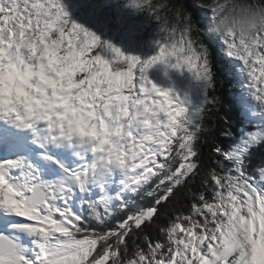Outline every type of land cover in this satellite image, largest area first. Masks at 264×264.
I'll return each instance as SVG.
<instances>
[{
    "label": "snow or ice",
    "instance_id": "snow-or-ice-1",
    "mask_svg": "<svg viewBox=\"0 0 264 264\" xmlns=\"http://www.w3.org/2000/svg\"><path fill=\"white\" fill-rule=\"evenodd\" d=\"M198 3L130 0L159 25L142 55L66 0H0V264H264V0ZM229 86L243 120L223 144L208 121Z\"/></svg>",
    "mask_w": 264,
    "mask_h": 264
},
{
    "label": "rangeland",
    "instance_id": "rangeland-1",
    "mask_svg": "<svg viewBox=\"0 0 264 264\" xmlns=\"http://www.w3.org/2000/svg\"><path fill=\"white\" fill-rule=\"evenodd\" d=\"M129 3L130 0H66V8L73 20L95 31L99 36L102 34L118 36L120 40L114 43L125 52L148 55L153 50L152 40L159 34V25L147 12L129 8ZM84 5L85 13L82 14L85 19L82 20L79 12L83 11ZM189 8L194 13L192 7ZM137 13L142 19L135 18ZM124 19L127 20L126 24H123ZM113 21L120 26L113 25ZM176 79L181 86L186 84V78L177 76ZM74 163L75 161L69 160V166ZM47 171L46 169L45 175Z\"/></svg>",
    "mask_w": 264,
    "mask_h": 264
},
{
    "label": "trees",
    "instance_id": "trees-1",
    "mask_svg": "<svg viewBox=\"0 0 264 264\" xmlns=\"http://www.w3.org/2000/svg\"><path fill=\"white\" fill-rule=\"evenodd\" d=\"M186 5L188 9L190 10L189 7H192L194 10V15L196 18H201L204 15V9L200 7V3H198V0L194 1H189L186 0ZM201 2H206V0H201ZM190 6H189V5ZM85 8L86 6L84 5L83 11L79 12L81 19H85L84 14L85 13ZM135 18L142 19V16H139L138 13L135 15ZM127 20H123V24H126ZM113 25L120 26L116 23V21L112 22ZM102 40L105 41H119L120 38L118 36L114 37L112 34H102L101 35ZM139 37H137L138 39ZM115 44V43H114ZM215 47V45H212ZM217 66H218V72L220 76L224 77L225 79H230L228 75V66H227V61L224 59H221L220 56H217ZM222 97L223 100V105L219 109L218 112H213L211 115V119L208 121V124L212 128V137L215 139L216 142H220L223 144H228L230 143L229 138H226L224 136V130L227 127L225 124V121H230L231 125L233 126L234 129H238L240 126H242V120L243 116L240 112L239 108V101H238V93L237 90L229 87H225L224 89L221 90L219 93ZM202 159L206 167L211 166L212 159H213V153H212V142L210 139V142L207 144H204L202 146ZM188 189L191 190L192 192L198 191V186L196 184H189ZM129 198L135 201L136 203H139L141 205L143 204H149L152 202V198L147 196V194H141L139 196L130 194ZM190 200L188 199L186 195V190L179 191L177 192L175 199L172 201V206L168 209L170 212H177L179 211H187L188 207L190 206ZM123 219V216L117 212L114 214V218L109 220V227L110 228H115L118 224V222ZM92 226L96 228L98 231L101 230L100 228H97L96 222H92ZM147 233H150L154 235L155 230L153 228H148L146 229Z\"/></svg>",
    "mask_w": 264,
    "mask_h": 264
},
{
    "label": "clouds",
    "instance_id": "clouds-1",
    "mask_svg": "<svg viewBox=\"0 0 264 264\" xmlns=\"http://www.w3.org/2000/svg\"><path fill=\"white\" fill-rule=\"evenodd\" d=\"M245 20H246V24H247V23L253 22L254 20H258V18L257 17H253L251 15H248V16L245 17Z\"/></svg>",
    "mask_w": 264,
    "mask_h": 264
},
{
    "label": "bare ground",
    "instance_id": "bare-ground-1",
    "mask_svg": "<svg viewBox=\"0 0 264 264\" xmlns=\"http://www.w3.org/2000/svg\"><path fill=\"white\" fill-rule=\"evenodd\" d=\"M52 167L55 168V165H53Z\"/></svg>",
    "mask_w": 264,
    "mask_h": 264
}]
</instances>
